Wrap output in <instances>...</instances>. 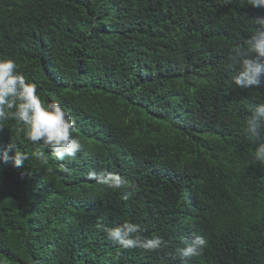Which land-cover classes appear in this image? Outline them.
I'll list each match as a JSON object with an SVG mask.
<instances>
[{
    "label": "trees",
    "instance_id": "1",
    "mask_svg": "<svg viewBox=\"0 0 264 264\" xmlns=\"http://www.w3.org/2000/svg\"><path fill=\"white\" fill-rule=\"evenodd\" d=\"M261 15L247 0H0V57L83 145L57 161L14 120L0 129V149L49 157L0 162V264H184L175 249L196 235L207 245L187 264H264V164L243 135L264 81L232 83ZM105 172L128 199L89 176ZM126 220L165 246L123 249L97 227Z\"/></svg>",
    "mask_w": 264,
    "mask_h": 264
},
{
    "label": "clouds",
    "instance_id": "2",
    "mask_svg": "<svg viewBox=\"0 0 264 264\" xmlns=\"http://www.w3.org/2000/svg\"><path fill=\"white\" fill-rule=\"evenodd\" d=\"M220 3L230 5L233 0H220ZM247 5L264 9V0H247ZM254 23L259 27L248 37L245 46L233 50L232 67L235 75L232 83L239 89H249L264 81V15L257 16ZM37 88L34 81H29L18 70L14 59L0 57V129L4 128L6 121L14 120L18 126L17 131L27 141L42 143L55 160L75 158L82 151L83 145L74 134V121L61 104L42 101ZM243 135L251 141H259L254 149V159L264 164V102L251 107L243 126ZM31 156L44 161L49 158L44 151L30 155L19 150L12 142L0 149V162L11 161L17 168H21ZM63 170L69 171L67 168ZM89 176L108 189H124L123 199H128L131 185L122 176L108 172L99 175L90 173ZM97 227L107 240L114 241L123 249H140L151 253L165 246V241L159 236L145 238L142 235L145 229L140 223L126 220L117 226H108L100 222ZM206 245V239L200 235L185 239L183 245L175 249L173 258L187 264L190 258L201 254Z\"/></svg>",
    "mask_w": 264,
    "mask_h": 264
}]
</instances>
